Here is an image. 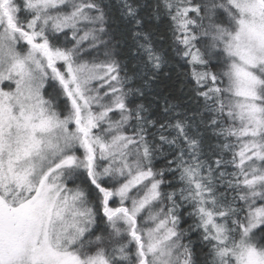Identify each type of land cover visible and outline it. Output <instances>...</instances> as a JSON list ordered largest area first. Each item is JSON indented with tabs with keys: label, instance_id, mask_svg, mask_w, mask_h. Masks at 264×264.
Listing matches in <instances>:
<instances>
[{
	"label": "snow or ice",
	"instance_id": "6c2138e0",
	"mask_svg": "<svg viewBox=\"0 0 264 264\" xmlns=\"http://www.w3.org/2000/svg\"><path fill=\"white\" fill-rule=\"evenodd\" d=\"M0 264H264V0H0Z\"/></svg>",
	"mask_w": 264,
	"mask_h": 264
}]
</instances>
